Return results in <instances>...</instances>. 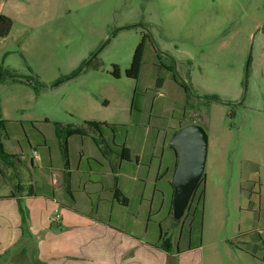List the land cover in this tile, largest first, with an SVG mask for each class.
Instances as JSON below:
<instances>
[{"label": "rangeland", "instance_id": "obj_1", "mask_svg": "<svg viewBox=\"0 0 264 264\" xmlns=\"http://www.w3.org/2000/svg\"><path fill=\"white\" fill-rule=\"evenodd\" d=\"M0 14L12 20L0 38V66L21 80L0 81L2 139L19 123L31 137L32 122L47 119L41 129L57 155L53 122L106 120L114 127L104 129L110 141L127 129L148 142H168L181 126L198 124L207 134L201 227L191 216L173 225L171 193L158 196L164 203L147 234L139 221L128 222L131 208H122L124 218L105 217L147 239H157L160 224L162 243L174 239L173 247L179 233V246L199 234L203 255L218 264H264V0H0ZM143 33L151 42L138 77H127ZM94 53L102 65L79 72Z\"/></svg>", "mask_w": 264, "mask_h": 264}, {"label": "crops", "instance_id": "obj_2", "mask_svg": "<svg viewBox=\"0 0 264 264\" xmlns=\"http://www.w3.org/2000/svg\"><path fill=\"white\" fill-rule=\"evenodd\" d=\"M48 123L32 122L37 133L31 137L21 123L10 139L0 134L8 153H0V264H218L216 256L203 255L201 244L179 246L181 233L174 247V239L162 243L160 224L157 239H147L105 217L114 211L124 218L122 208H131L135 215L128 222L137 220L143 234L150 232L151 214L159 213L164 203L158 196L172 192L168 172L176 158L169 146L164 150L165 138L148 142L143 136L130 137L125 129L121 139L110 141L104 130L93 137L96 129L86 124L80 127L86 135L68 136L65 150L53 122L60 148L54 155L41 129ZM122 146L127 150L119 155ZM26 148L32 154L24 157Z\"/></svg>", "mask_w": 264, "mask_h": 264}, {"label": "trees", "instance_id": "obj_3", "mask_svg": "<svg viewBox=\"0 0 264 264\" xmlns=\"http://www.w3.org/2000/svg\"><path fill=\"white\" fill-rule=\"evenodd\" d=\"M11 26H12L11 19L4 14H0V38L8 35V33L10 32ZM146 41L151 42L149 36L146 33H143V35L141 36L140 40L138 41V43L136 44V46L134 48V51H133V54L131 57V61H130V65L127 69H125V75L127 77H131V78H137L138 77L139 71H140V68L142 65V61H143V53H144ZM101 65H102V62L99 61V59L96 57V53H94V55L92 57H89L88 59H86L82 63V65L80 66L78 71L80 72L81 70H86L89 68L90 69H97ZM169 70L171 71L172 79L180 87L183 88L184 92L186 93V97L189 98L191 96V94L189 92L188 86L177 79L176 73H175V71H173V69L169 68ZM75 73H77V72H74V74ZM112 74L116 77L118 75V69H117L116 65H113ZM7 77H10L11 80L21 81L19 78H17V76L14 72L7 70V69H4V68H2V66H0V81L6 79ZM158 85H159V83H158ZM33 88L37 92L38 88L35 85ZM209 98L216 99L213 97H209ZM6 122H7L6 120L0 119V128L2 130H5V123ZM84 124H87L89 126L94 127L99 133L103 132L104 127H111L112 126L111 124H108L105 122L94 121V120H85ZM54 125H55V134L61 143V148H64L65 150L67 149V141L66 140H67L68 136L73 135V134L86 135V131L84 128L64 127V126H61L59 123H56V122L54 123ZM126 150L127 149L124 146L119 147V150H118L119 155H120V153L122 155V152L123 151L125 152ZM0 153L4 154V155H8V153L5 152L1 141H0ZM175 163H176V160L174 161V165L172 168L171 175L173 173ZM171 175L169 176L168 184H169L171 191H172V185L170 183ZM202 181H203V178L201 177L196 189L194 190V192L191 196V199L187 205V208H186L183 216L180 218L181 220L184 217H188V216H191V218H195L198 228L201 227V220H202V202H203V188L201 187ZM170 197H172V192H171ZM171 207L172 206H171V198H170V206H169V214L170 215H171ZM171 219H172L173 225H175L178 222V220H174L172 218V215H171ZM198 228H197V230H199ZM191 235H192V233H191ZM196 238L197 239L195 241H192L190 243L192 245V247H197L200 245V235L198 234ZM164 243L168 244L169 238L164 239Z\"/></svg>", "mask_w": 264, "mask_h": 264}, {"label": "water", "instance_id": "obj_4", "mask_svg": "<svg viewBox=\"0 0 264 264\" xmlns=\"http://www.w3.org/2000/svg\"><path fill=\"white\" fill-rule=\"evenodd\" d=\"M176 163L170 178L172 185L171 215L179 220L203 174L207 151V134L198 124L181 126L169 139Z\"/></svg>", "mask_w": 264, "mask_h": 264}]
</instances>
